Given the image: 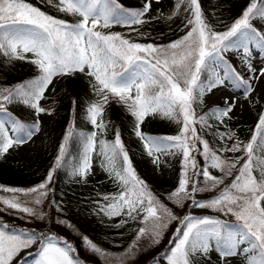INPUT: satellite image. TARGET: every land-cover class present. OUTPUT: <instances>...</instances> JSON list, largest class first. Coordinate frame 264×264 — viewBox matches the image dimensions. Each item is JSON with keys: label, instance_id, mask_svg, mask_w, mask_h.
Listing matches in <instances>:
<instances>
[{"label": "snow or ice", "instance_id": "1", "mask_svg": "<svg viewBox=\"0 0 264 264\" xmlns=\"http://www.w3.org/2000/svg\"><path fill=\"white\" fill-rule=\"evenodd\" d=\"M41 2L79 19L70 22L58 18L28 0H0V57L8 64L27 62L37 71L32 78L0 84V158L10 149L30 142L41 131L42 115L55 112L41 102L49 99L46 93L56 79H74L78 74L87 79L95 98L86 103L84 115L93 130H75L78 101L73 97V120L45 179L29 188L0 186L12 194L0 196V212L42 222L48 215L41 208L45 201L50 206L55 204L57 212L62 211L49 196L54 191L50 187L54 174L67 169L72 177L86 180L92 173L95 155L117 188L96 202L97 214L109 220L120 217L117 228L129 221L141 226L122 253L110 252L82 235L83 246L96 258L82 260L77 247L51 229H23L0 219V264H27L29 256L35 257L32 264H97V260L103 264H129L142 239L158 245L173 222L177 227L169 239L171 247L154 257L153 264H160L161 259L166 264H232L238 257L246 264H264V112L247 142L231 129L219 131L238 107L231 96L221 97L223 106L213 105L198 114L205 96L214 90L227 85L233 89L243 87L245 99L257 91L255 82L264 78V67L253 66L250 45L264 50V31L253 24L255 20L264 24V0H249L241 15L222 32L215 31L208 22L201 0H174L167 17L158 11L150 19L146 17L153 0H143L139 8L125 7L119 0ZM161 18L181 19L184 35L167 44L140 43L131 38L132 32L138 37L147 36L141 28ZM114 25L127 27L129 35L104 31ZM228 52L237 55L247 77L226 59L224 54ZM218 62L223 65L222 74L215 70ZM205 73L206 79L202 80ZM112 103L131 115L133 133L154 166L161 168L165 157H180L178 184L166 199L184 210L183 215L170 208L139 176L119 126L111 125L112 140L98 139L109 130L111 122L104 119V113ZM13 105L30 112L31 119H21L9 111ZM155 116L176 123L178 133L161 136L143 132L146 118ZM209 120L216 123L209 124ZM209 130L219 141L218 147L205 138ZM74 138H78L83 151L78 160L69 161L66 157ZM208 192L216 194L198 198L200 193ZM186 204L187 208L231 215L236 226L217 217L193 215ZM55 223L74 227L66 219ZM213 252L217 254L215 262Z\"/></svg>", "mask_w": 264, "mask_h": 264}, {"label": "trees", "instance_id": "2", "mask_svg": "<svg viewBox=\"0 0 264 264\" xmlns=\"http://www.w3.org/2000/svg\"><path fill=\"white\" fill-rule=\"evenodd\" d=\"M121 4L128 8H139L142 6V1H132V0H119ZM249 0H201V6L205 16L207 17L208 22L212 25L213 29L218 32L225 31L231 23L238 18L243 9L247 6ZM36 6L45 8L44 3L36 2ZM59 18V17H58ZM70 22H75L74 19L64 18ZM167 23L165 21L159 20L154 25L145 26L146 29H141L142 32L147 33L148 35L145 37H140L145 42H152L156 44H167L180 36L184 35V31H181L182 27L181 19H174ZM261 31H264L261 28L260 23L254 24ZM114 26L104 31L106 32H116L114 30ZM146 31V32H145ZM186 31V30H185ZM226 59L229 60L234 67L237 68V71H240L245 77H247V72L245 68H242L239 65V62L234 60L231 56H227L224 54ZM262 55L264 56V50H262ZM37 75V71L35 67L27 62H15L14 64H8L4 61V58L0 57V84H12L15 82L23 81ZM207 76V73L202 75V77ZM62 82L63 93L56 99V102L53 106L55 112L53 113V121L55 126V131L57 136H55V151L58 149L59 144L62 142L63 135L69 123L73 120L72 113V105L71 100L73 97L77 98L78 104L75 112V130L77 132H85L88 133L91 130L86 129L80 122L83 119L84 108L86 103L89 100L94 99L91 94L87 90H85V86L82 80H79L76 76L74 79H59ZM55 82V81H54ZM52 85H50L51 87ZM49 87V89H50ZM201 108H198V114L202 115ZM208 111V110H207ZM206 111V112H207ZM107 117L106 121H110L109 130L105 133L103 139L112 140L113 137V129L111 125H117L121 129L122 139L129 142L128 138H132L134 136L133 133V119L123 110L122 106L115 105L114 103L107 106L105 109ZM264 112V100L258 103L256 120L258 121L260 113ZM252 123L248 125V129L251 131L254 130L255 124ZM209 124H215L213 120H209ZM231 129L234 131L235 129L229 125H220L219 131H227ZM179 126L170 121L169 123L163 125L160 129H154L149 132L151 135H175L178 133ZM59 131V132H57ZM205 138L210 142L214 143L217 147L219 146V141H215L211 130H209L205 134ZM83 146L79 142L78 138H74L70 142L69 152L67 154L66 159L69 161L78 160L82 155ZM129 154L133 160V164L137 169V172L140 177L145 179L149 184L150 188L160 196V198L170 207L176 208L171 201L166 199V194L172 189L165 190L164 186L158 184L157 182H151L149 180L148 174L146 173L145 166L143 160H145V152L141 151L138 147H134L132 144L129 146ZM232 155V154H229ZM236 155H240L237 153ZM35 163L27 168V166H19L18 164L4 166L0 164V182H36L41 180L43 171H47L52 166V161L50 155L46 156L45 159L42 157L34 156ZM198 159L202 161V158L198 157ZM180 157H174L171 169L170 177H172L173 189L178 184V180L181 172V164ZM48 163L50 166L48 167ZM25 168V169H24ZM214 174H219L215 173ZM53 187L58 192V196L55 198L56 202L59 203L60 208L62 209L63 217L67 218L75 222L77 227L80 230H87L93 232L95 238L101 242H103L106 247L113 246L115 242H118V236L121 238H125L128 236H133L136 226L138 222L129 221L128 224L121 228H117L116 224L121 219L120 217H115L109 220L107 217L103 215L97 214V201L101 199L105 192H93L89 191L87 187H85L81 182L77 183L70 180V174L67 169H59L54 174ZM228 181H226L227 183ZM219 191V189H217ZM209 192L204 193L205 197H212ZM187 208V204L185 205ZM189 208H187L188 210ZM182 210V209H180ZM220 219L227 221L231 226L235 227V220L231 215L224 216L222 214H218ZM176 222L172 224L175 225ZM172 226L170 225L167 231L164 233L163 239L160 241L158 245H154L155 251L158 247L167 248L170 235L168 234ZM77 244V243H76ZM170 246V245H169ZM168 246V247H169ZM80 250V249H79ZM91 259H96L95 257H89Z\"/></svg>", "mask_w": 264, "mask_h": 264}, {"label": "rangeland", "instance_id": "3", "mask_svg": "<svg viewBox=\"0 0 264 264\" xmlns=\"http://www.w3.org/2000/svg\"><path fill=\"white\" fill-rule=\"evenodd\" d=\"M132 1H139V2L142 1L143 2V0H132ZM28 2L32 3L35 6H36V2L42 3L41 0H28ZM173 3H174V0H159V3L153 0L151 10L148 13L146 18L150 19L151 17L157 16L158 11L162 12L164 14V17H167L173 8ZM42 10H45L49 12V14L57 16L62 19L71 18V19H74V21L79 19V17H72V16H67L63 13H58L50 6H45V8H42ZM160 20L170 23L169 20H166L164 18H161ZM158 21L159 20H153L151 23L147 24V27L149 25L156 24ZM255 23H260L262 25L261 28L264 30V24H262L259 20L253 21V24ZM145 26H143L141 29L143 28L146 29ZM114 27H115L114 30H116V32H119L125 36H128L130 33V29H128L127 27H122L120 25H114ZM131 38L135 42L147 43L143 41L140 37H138L136 33L134 32L131 33ZM250 48L252 50L253 66L256 68L264 67V56L261 54L262 50L256 49L254 46H251V45H250ZM228 54L231 55L232 58H236L235 60L239 62L240 66L242 68H245V66L241 64L240 60L238 59L237 55L234 52H228ZM215 70L220 72L221 74L223 73L222 66L219 63H218V66H215ZM77 77L79 80L83 81L85 90H87L89 94H91V96L95 98L93 94L91 93V91L89 90L87 79L84 76L79 75V74L77 75ZM201 79L205 80L206 76L201 77ZM54 81L49 91L46 93V96H48L49 99L41 102L42 106L44 107H49V106L53 107L55 104L53 103V98L55 99V102H56V99L59 98V96L63 93L62 92L63 91L62 82L59 79H56ZM255 83H256L257 91L252 93V95L248 96L247 99H245V90L242 87L239 89H233L231 88V85H227L225 88L214 90L213 93L205 96V103L201 108V113L204 114L213 105L223 106L224 102L221 99V97L231 96L233 99L237 101L238 107H236L233 110V112L230 114L232 117L231 119H227V118L225 119L224 124L232 126L235 129L234 132L236 133L238 138L241 141L247 142L250 139L252 132H253L250 129H248V125L255 122V118L257 116L256 113H257L258 103L264 100V96H262V93H264V78H261V80ZM53 88L55 89V92L52 91ZM9 111H12L21 119H29V120L31 119L30 112H28L25 109L18 108L15 105L9 106ZM125 114L131 117V115L127 113L126 111H125ZM106 117H107V114L105 112L104 119ZM41 121H42L41 131L37 133L30 142L18 148L10 149L8 154H6L3 158H0L1 165L9 166L12 164L14 165L15 163V164H18L19 166H24V167L28 165L27 168H30V166L35 163V160H36V159L34 160L35 155L36 157H42V159H45L46 156L50 155L51 161L53 164V161L58 151V149H56V151L55 149H53L55 145L54 138L55 136H57L56 134H58L55 131L56 125L53 124L54 123L53 114L52 115H47V114L42 115ZM169 122L170 120L162 119L159 116L148 117L146 118L145 122L142 124L141 130L149 134L150 131L154 129H160L163 127V125ZM214 122L216 123V121ZM80 123L86 129L88 128L91 131L93 130L92 126L88 123L85 116L83 117ZM255 123H257V120ZM104 136L105 134L103 135V137L98 136V139L104 138ZM128 139L130 141V144H132L136 148L138 147L141 151L144 152L142 143L140 142L138 138L135 137V135L132 136V138H128ZM124 142H125L127 149L129 150V146H130L129 142L125 140ZM145 156L146 157H145V160H143V163L145 166L146 173L148 174L149 180H151V182L155 181L158 184H161L162 186H164L165 190L173 189V183L171 182L172 177H170V174H171L170 171L172 169L171 164L173 163L174 157H165L166 163L162 165L161 168L158 169L156 166L152 164L151 159L147 155ZM100 162H101L100 158L94 155L92 173L87 176L86 180H79L78 178H74L71 175H70V180L77 182V183L81 182L85 187L88 188L89 191L91 190L93 192H98L100 194L101 192H105V193L116 192L117 191L116 185L108 179L107 174L101 169ZM47 166L49 167L50 163H48ZM47 171L45 172L43 171V174H41L42 175L41 180H38L36 182H26V183L24 182H15V183L5 182L4 184L3 182H0V186L29 188V187H32L40 183L43 179H45ZM53 181L50 187L54 189ZM209 194L211 196H214L216 192H209ZM11 195H12L11 193H6L2 189H0V196L9 197ZM49 196L50 198L55 199L58 196V192L54 189V191L50 193ZM204 197H205L204 193H200L198 195V198H204ZM0 207H3V206L0 205ZM41 208L44 212L48 213L45 220L42 222L41 221L29 222L24 219H20L18 215L9 214L7 212H0V219L8 222L9 224L17 225L23 229H36L37 231H48L49 229H51L53 232L57 233L59 236L64 237L69 242H71L74 246H76L82 260H92L89 257L91 256L94 257V255L91 252L87 251L85 247L83 246L82 235H87L90 239H92L99 246H101L102 248L110 252L122 253L124 249L127 248V246L133 241L135 234H136V229L141 226L138 223L136 228L135 229L133 228V231H134L133 236H128V237H125L124 239L118 236V242H115L113 246L106 247L105 245H103L104 244L103 242L95 238L93 232H90L87 230L86 231L80 230L75 224V222L63 217L64 215L62 211L57 212L55 204L50 206L48 201H45V203L41 206ZM172 209L176 211L177 213H179L180 215L184 214V210H179V209L176 210V208H172ZM188 211L191 212L193 215H197V216L209 215V216H213L217 218H219L218 214H220L211 209L189 208ZM57 219H66L72 225H74V227L68 228L63 225H57L55 223V220ZM232 219L235 220V218H232ZM170 225L172 226V229H170L168 234L170 235V238H171L175 228L177 227V224L175 223V225L174 224H170ZM169 245L170 244L168 243V246ZM168 246L167 248L171 247V245L169 247ZM161 247H158V249H156L155 251L154 246L151 244V242L148 239L146 238L142 239L138 244L135 259L129 261V264H153V258L157 257L159 254L163 253L166 250V248H161ZM26 251L31 252L33 251V249H28ZM24 255L25 253L22 252L21 256H24ZM211 255H212L213 262H215L217 260V254L213 252ZM34 259H35L34 256H29V259L27 260V264H32ZM97 264H103V262L97 260ZM160 264H166V261L161 259ZM232 264H246V262L244 259H241L238 257V258L233 259Z\"/></svg>", "mask_w": 264, "mask_h": 264}]
</instances>
